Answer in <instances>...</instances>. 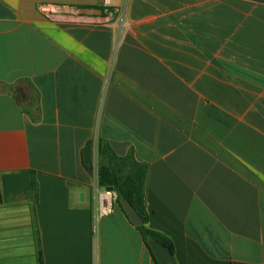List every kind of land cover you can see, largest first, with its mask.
<instances>
[{"label":"crops","instance_id":"crops-1","mask_svg":"<svg viewBox=\"0 0 264 264\" xmlns=\"http://www.w3.org/2000/svg\"><path fill=\"white\" fill-rule=\"evenodd\" d=\"M113 3L0 0V264H155L96 219L99 141L146 166L177 264H264V0Z\"/></svg>","mask_w":264,"mask_h":264},{"label":"trees","instance_id":"trees-1","mask_svg":"<svg viewBox=\"0 0 264 264\" xmlns=\"http://www.w3.org/2000/svg\"><path fill=\"white\" fill-rule=\"evenodd\" d=\"M97 153V177L99 185L113 191L115 203L119 205L120 208L119 199L123 198L137 212L143 221V224L141 226H137V228L144 239L146 248L149 250L147 240L152 238L156 242L167 247L173 254V245L170 240L151 230L147 226L148 215L144 203L145 179L147 173L146 166L135 162L131 155L124 157L115 155L107 144L101 141L97 144ZM82 158L89 174L92 175V142H89L82 150ZM31 184L36 197L37 189L33 173L31 177ZM149 252L153 262L158 264L150 250Z\"/></svg>","mask_w":264,"mask_h":264},{"label":"built area","instance_id":"built-area-1","mask_svg":"<svg viewBox=\"0 0 264 264\" xmlns=\"http://www.w3.org/2000/svg\"><path fill=\"white\" fill-rule=\"evenodd\" d=\"M101 1V5L103 8L108 9L110 7L114 6V0H100ZM124 7H125V3L122 4L121 8L119 9L118 13L121 17V19L124 16ZM39 12L47 19H54V18H61V17H65L70 10H68L66 7L64 6H59V5H51V4H45V5H40L38 8ZM97 144L98 143H92V150L94 147V152L92 151V162H93V179L95 182V186H93L94 189V194H95V201H96V219H98L99 217H103L108 215L112 209H113V205H114V201H115V197H114V193L111 189L109 188H104L101 187L98 183V177H97V170L95 171L94 168V164H95V157L97 159V163H98V153H97ZM96 155L94 156L93 159V154ZM98 167V166H97ZM96 172V174H95ZM93 182V183H94ZM92 240H93V244L96 243V236L93 232L92 234ZM92 264H96L95 260L93 259V263Z\"/></svg>","mask_w":264,"mask_h":264},{"label":"water","instance_id":"water-1","mask_svg":"<svg viewBox=\"0 0 264 264\" xmlns=\"http://www.w3.org/2000/svg\"><path fill=\"white\" fill-rule=\"evenodd\" d=\"M119 204L125 216L133 225L141 226L143 224L142 219L128 202H126L123 198H120ZM147 244L149 250L151 251L158 264H177L174 255L169 251L167 247L156 242L152 238H149L147 240Z\"/></svg>","mask_w":264,"mask_h":264},{"label":"rangeland","instance_id":"rangeland-1","mask_svg":"<svg viewBox=\"0 0 264 264\" xmlns=\"http://www.w3.org/2000/svg\"><path fill=\"white\" fill-rule=\"evenodd\" d=\"M95 164H94V168H95V171L97 170V166H98V163H97V159H96V157H95ZM95 174H96V172H95ZM96 184H95V182L93 183V186H95Z\"/></svg>","mask_w":264,"mask_h":264}]
</instances>
